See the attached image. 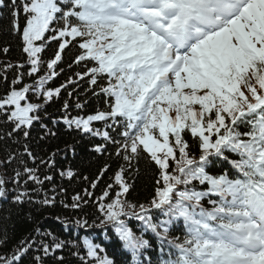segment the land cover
Returning <instances> with one entry per match:
<instances>
[{"label": "snow or ice", "instance_id": "obj_1", "mask_svg": "<svg viewBox=\"0 0 264 264\" xmlns=\"http://www.w3.org/2000/svg\"><path fill=\"white\" fill-rule=\"evenodd\" d=\"M4 13L8 23L0 31L20 41L28 70L7 63L0 72L5 83L8 70L15 73L0 95V117L10 125L6 136L15 143L22 138V155L34 165L37 156L26 141L35 123L47 128L41 118L45 104L85 79L93 94L99 88L107 97V111L65 115L63 122L70 130L102 137L105 143L92 151L104 154L108 143L115 149L116 170L94 207L98 226L111 227L130 264H154L147 254L152 244L143 234L149 231L161 245L156 264H264V0H0V21ZM51 42L57 50L44 60L41 54ZM70 45L77 54L68 69L83 70L59 87H46L64 72L61 63ZM9 50L0 48L4 54ZM25 75L33 83H24ZM69 108L66 99L62 109ZM96 121H103L105 130L95 128ZM226 152L237 158L229 160ZM20 155L0 158V199L11 197L23 206L34 202L25 187L29 181L39 186L53 181L46 173L41 178L39 165L55 169L57 153L39 159L36 167L20 160L22 171L13 169L8 176ZM213 158L227 160L235 178L210 175L206 167ZM142 161L154 170L153 195L147 203H133L128 177L139 172ZM111 168L103 165L90 181L92 189ZM59 174L75 177L71 169ZM194 181L207 191H196ZM208 196L217 197L208 200L210 208L202 204ZM40 203L54 204L55 197ZM87 203L78 194L64 206L82 210ZM157 211L164 219L156 218ZM131 219L141 222L139 235L129 226ZM181 220L186 234L170 239V226ZM76 224L89 226L87 219ZM7 245L5 230L0 248ZM65 247L53 233L37 228L11 252L0 253V264L26 259L65 264L63 256H55ZM82 249L72 252L78 264H116L90 239L83 240Z\"/></svg>", "mask_w": 264, "mask_h": 264}, {"label": "trees", "instance_id": "obj_2", "mask_svg": "<svg viewBox=\"0 0 264 264\" xmlns=\"http://www.w3.org/2000/svg\"><path fill=\"white\" fill-rule=\"evenodd\" d=\"M4 19L0 21V28L7 27V13H4ZM23 23V19L21 20ZM8 46L9 52L4 54L0 52V72L3 71L5 64L11 63L24 64L25 67L21 69L23 72H27L28 65L26 64V54L22 52L20 41L8 35L4 31H0V48ZM57 44L51 42L50 45L41 54L44 60L50 59L54 52L57 50ZM77 54V48L69 46L63 54V62L61 67L64 68V72L60 73L56 78L49 81L46 87L56 88L64 83L69 76H72L75 71H82V68L73 67L69 70L67 65L71 63ZM15 73L8 70V83H5L0 79V95L4 93L5 88L10 84L14 78ZM38 79V76L36 77ZM75 79V77H73ZM24 83H33V78L25 75ZM68 91H72V97L68 96ZM68 91L61 90V95L58 98H54L53 101L44 105V112H41V118L44 125L47 128H42L40 123H35L31 129V136L26 143L30 146L31 150L37 156V165H39V159H47L51 153L56 152L55 157L57 167L49 170L43 165H39L41 178L43 174L53 176V181H45L43 186L35 185L31 181L25 186L29 191L33 203H26L23 206L15 205L12 203L11 197L3 201L0 207V238H3L6 230L8 237V245L6 248H0V253L11 252L15 245L22 239L28 237L30 234H34L35 229L39 228L41 232H51L59 240L66 242V247L62 250H58L55 256H63L65 258V264H78L77 257L72 255V252L76 250L77 246H81V254L83 253L82 243L85 238L92 240L94 243L101 244L106 249L107 254L114 258L116 264H129L130 255L123 252L122 247L115 233L108 227L98 226L99 221L96 219L98 215L96 213L94 203L96 198H99L105 190L108 183H110L109 177L112 176L116 170V163L114 162V147L108 143L106 144L107 152L104 154H98L91 149L96 144H104L105 142H98L94 136L80 133L75 130H70L63 122L65 115L69 118L74 116L86 117L88 115H94L97 111H107L106 101L96 88V94L90 90V86L87 81H79L75 89L69 86ZM33 102L35 98L31 97ZM69 100L70 108L67 113L62 109L64 100ZM76 103L83 105L82 108H76ZM102 129H105V125ZM10 125L4 122L3 117H0V158H4L8 153L17 152L20 153V158L14 161L7 170V175L13 174V169L22 171V165L20 160H24L28 167H36L31 159L22 155L23 143H15L13 139H9L6 133L10 131ZM51 130L55 135H46V132ZM244 131V129H240ZM113 136L117 133L111 132ZM191 143V138H189ZM194 154L198 155V152L193 148ZM113 154V155H110ZM229 160L236 159V155L233 153H225ZM105 163L112 165L111 170L104 175L95 189L91 188L90 181L96 180L99 170ZM215 168V170H214ZM214 168L211 170L206 169L210 175H216L217 172L225 169L223 173H227L230 178H234L235 170L231 164L224 159H218L214 163ZM71 169L75 173V177L69 180L66 176L62 177L59 172L61 170ZM0 171H3L0 169ZM88 177V180H84L83 177ZM128 180L132 183L128 199L133 203H147L152 195L154 188V170L143 161L139 165V172L132 173ZM196 191H207V187L200 186L198 181H194L192 185ZM11 188L12 186L9 185ZM35 189V190H34ZM53 189H55L53 191ZM92 193L91 196H87L85 190ZM34 190V191H33ZM84 197L88 203L82 205L81 209H73L70 206L73 203V197L76 195ZM45 197H55V203L51 205H42V201ZM205 204V201H202ZM157 219H164L162 215L157 211L154 213ZM87 219L89 226L80 227L76 224L77 220ZM96 221L94 224L93 221ZM129 226L134 229L139 235L142 231L141 222L135 219L128 221ZM102 227V229H99ZM90 230V231H88ZM112 230V231H111ZM144 238L151 242L152 237L156 238L153 233L144 232ZM152 248L148 251L150 255ZM122 256L123 259L116 260ZM25 264H28V260H25ZM47 264H55L54 260H48Z\"/></svg>", "mask_w": 264, "mask_h": 264}]
</instances>
